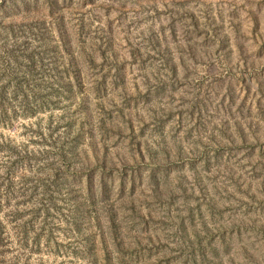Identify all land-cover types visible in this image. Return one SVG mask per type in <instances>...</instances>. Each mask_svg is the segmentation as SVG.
Segmentation results:
<instances>
[{
	"label": "rangeland",
	"instance_id": "rangeland-1",
	"mask_svg": "<svg viewBox=\"0 0 264 264\" xmlns=\"http://www.w3.org/2000/svg\"><path fill=\"white\" fill-rule=\"evenodd\" d=\"M0 264H264V0H0Z\"/></svg>",
	"mask_w": 264,
	"mask_h": 264
}]
</instances>
